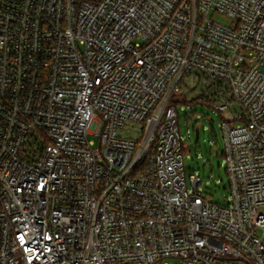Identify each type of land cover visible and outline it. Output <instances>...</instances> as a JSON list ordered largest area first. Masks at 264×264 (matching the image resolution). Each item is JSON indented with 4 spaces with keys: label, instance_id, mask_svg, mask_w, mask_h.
Returning a JSON list of instances; mask_svg holds the SVG:
<instances>
[{
    "label": "built area",
    "instance_id": "2783aa9c",
    "mask_svg": "<svg viewBox=\"0 0 264 264\" xmlns=\"http://www.w3.org/2000/svg\"><path fill=\"white\" fill-rule=\"evenodd\" d=\"M183 97L221 115L226 203ZM0 264H264V0H0Z\"/></svg>",
    "mask_w": 264,
    "mask_h": 264
},
{
    "label": "rangeland",
    "instance_id": "374dc122",
    "mask_svg": "<svg viewBox=\"0 0 264 264\" xmlns=\"http://www.w3.org/2000/svg\"><path fill=\"white\" fill-rule=\"evenodd\" d=\"M216 19L228 22V19L221 15H217ZM177 107L181 133L187 144L185 154L187 174L195 172L201 180L199 190L215 202L226 203L227 197L230 196V181L223 153L224 140L220 113L205 103H187L185 97L178 100ZM140 127L139 124H130L123 129V132L139 137ZM197 128L200 134L196 141Z\"/></svg>",
    "mask_w": 264,
    "mask_h": 264
},
{
    "label": "water",
    "instance_id": "95a60500",
    "mask_svg": "<svg viewBox=\"0 0 264 264\" xmlns=\"http://www.w3.org/2000/svg\"><path fill=\"white\" fill-rule=\"evenodd\" d=\"M200 130L199 128L196 129V141L199 139Z\"/></svg>",
    "mask_w": 264,
    "mask_h": 264
},
{
    "label": "trees",
    "instance_id": "16d2710c",
    "mask_svg": "<svg viewBox=\"0 0 264 264\" xmlns=\"http://www.w3.org/2000/svg\"><path fill=\"white\" fill-rule=\"evenodd\" d=\"M193 102L196 103L197 101H192V103H193Z\"/></svg>",
    "mask_w": 264,
    "mask_h": 264
}]
</instances>
